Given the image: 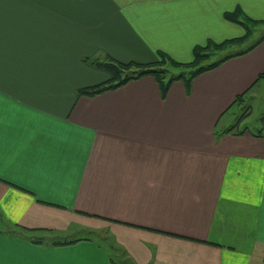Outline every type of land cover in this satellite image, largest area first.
<instances>
[{
  "label": "crops",
  "instance_id": "1",
  "mask_svg": "<svg viewBox=\"0 0 264 264\" xmlns=\"http://www.w3.org/2000/svg\"><path fill=\"white\" fill-rule=\"evenodd\" d=\"M235 9L264 20V0H0V264H264V113L239 128L264 32L188 89L145 75L77 95L109 79L95 60L244 42Z\"/></svg>",
  "mask_w": 264,
  "mask_h": 264
},
{
  "label": "trees",
  "instance_id": "2",
  "mask_svg": "<svg viewBox=\"0 0 264 264\" xmlns=\"http://www.w3.org/2000/svg\"><path fill=\"white\" fill-rule=\"evenodd\" d=\"M223 16L226 20L243 26L246 31L245 38L251 34L253 28L264 24V20L249 21L239 9H235L231 12H225ZM263 38L264 37L261 39ZM242 39L243 38L223 41L221 43L209 42L205 47H196L193 50V60L190 63H179L162 52L157 53L158 61L155 63L138 64L133 62L120 63L111 59L102 61L95 60L91 62V64L97 68L105 70L110 76L109 79L95 86L80 88L77 91V95L92 97L105 91L118 88L131 80L138 79L145 75H153L155 77L162 96H165L168 88L175 81H182L185 83L188 89V86L195 77L216 68L230 58L246 54L261 41V39H258L252 45L243 50L230 52L228 54L222 55L215 61L202 64L204 61L208 60L209 57L214 54V52L222 51L233 44L240 43L242 42ZM263 76L264 73L260 74L258 78L260 79ZM242 98L243 95H238L235 98L233 104H241L243 102ZM229 131L230 129H227L224 132ZM62 243L64 242L59 240L58 244Z\"/></svg>",
  "mask_w": 264,
  "mask_h": 264
},
{
  "label": "rangeland",
  "instance_id": "3",
  "mask_svg": "<svg viewBox=\"0 0 264 264\" xmlns=\"http://www.w3.org/2000/svg\"><path fill=\"white\" fill-rule=\"evenodd\" d=\"M263 32H264V26L255 27V30L252 31V34L249 37V39L245 40L244 42L231 45V46L225 48L223 51L214 52V54H212L209 57V59L204 61L202 64H207L209 62L217 60L222 55H224L223 53H229V52H233V51H237V50H242V49L248 47L259 36H261V34ZM260 98L261 99H256L255 102L253 103L252 110L250 111V114L241 119V121L239 122V128L242 129L244 127H247L250 130H256V128L260 127L261 120H262L261 118H262V115L264 113V94L261 95ZM242 112H243V110L239 111L238 114H236V115H234V114L228 115V117H229L228 119L231 120L230 124H234L236 121V118L239 117L242 114ZM85 234L87 237L95 238L97 240H99V238H104V239L108 238V233L106 231H103V230H96V231H93L92 233H85ZM105 247L111 251V247L108 246L107 243H106Z\"/></svg>",
  "mask_w": 264,
  "mask_h": 264
}]
</instances>
